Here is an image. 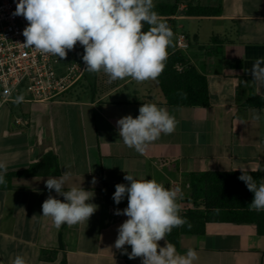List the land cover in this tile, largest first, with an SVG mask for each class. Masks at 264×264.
Returning a JSON list of instances; mask_svg holds the SVG:
<instances>
[{
	"label": "crops",
	"instance_id": "crops-1",
	"mask_svg": "<svg viewBox=\"0 0 264 264\" xmlns=\"http://www.w3.org/2000/svg\"><path fill=\"white\" fill-rule=\"evenodd\" d=\"M188 4L222 11L189 16ZM159 18L175 35H185L188 47L182 52L187 65L208 78L209 106H170L156 81L135 83L128 77L109 83L104 72L87 71L73 98L34 103L21 117H14L13 106L3 110L0 162L7 172L24 170L52 152L60 176L70 166L65 190L82 185L94 191L91 202L98 210L88 222L56 228L42 216V203L49 195L63 201L45 184L60 176L15 178L10 190L0 191V264H11L16 255L27 264H142L114 247L127 217L114 214L123 209L108 204L102 190L104 183L129 184L127 173L180 188L184 195L177 202L183 212L191 207V173L244 169L264 175V108L246 104L253 96L264 98V85L243 83L252 80L245 70L253 60L264 57V0H180L175 16ZM172 40L168 54L176 50ZM144 103L166 108L177 126L140 154L123 143L117 121L137 117ZM189 248L198 253L195 264H264V235L254 224L209 223L205 234L180 237L178 253Z\"/></svg>",
	"mask_w": 264,
	"mask_h": 264
},
{
	"label": "clouds",
	"instance_id": "clouds-1",
	"mask_svg": "<svg viewBox=\"0 0 264 264\" xmlns=\"http://www.w3.org/2000/svg\"><path fill=\"white\" fill-rule=\"evenodd\" d=\"M154 0H18L15 16H23L27 26L22 35L25 47L41 54H51L66 59L69 51L79 43L84 53L82 60L89 73L103 71L108 82L132 78L137 82L157 80L166 67L167 49L173 43L171 27L159 18ZM145 25L148 30L145 31ZM252 77L243 81L264 85V57L253 60L250 70ZM186 98V93L182 94ZM23 100L17 96L16 102ZM259 119V117H255ZM177 126L174 116L166 108L154 103H144L139 115H126L117 121L119 136L123 143L143 154L146 147L158 140L161 134H172ZM66 170L60 177L47 178L49 192L55 190L63 201L49 195L42 203L44 217H50L56 228L88 222L98 210L92 203L95 193L85 190L82 185L65 190L71 171ZM238 177L252 192L248 204L250 211H264V179L259 184L244 169ZM7 165L0 162V184L5 183ZM130 183L115 185L113 200L118 205L127 197V207L117 209L115 215L127 219L118 227L114 247L122 250L128 258H141L142 264H195L199 259L195 249L185 254L178 253L166 236L174 228L191 224L179 214L183 199L180 188L169 189L154 179H136L132 174L124 176ZM93 177L92 184H96ZM165 241L164 246L159 244ZM125 245L131 246L128 252ZM11 264H27L26 259L16 255Z\"/></svg>",
	"mask_w": 264,
	"mask_h": 264
},
{
	"label": "trees",
	"instance_id": "trees-1",
	"mask_svg": "<svg viewBox=\"0 0 264 264\" xmlns=\"http://www.w3.org/2000/svg\"><path fill=\"white\" fill-rule=\"evenodd\" d=\"M180 0L173 2L155 3V11L159 17H172L178 11ZM220 7H206L199 4H188L186 14L189 16H217L221 14ZM145 31L148 26L145 25ZM83 48V47H82ZM80 52L83 54L84 49ZM159 86L165 102L176 107H207L210 104V92L208 78L198 70L187 65V57L184 52L174 50L168 54L166 67L163 73L155 80ZM81 82V81H80ZM80 84V83H79ZM74 86L63 99L73 98L77 92ZM186 93V98L183 95ZM248 106L264 108V98L253 96L246 102ZM259 184L264 175L256 171H247ZM241 171H207L191 173L189 179V200L191 207L186 211H180L181 217H186L191 228L187 225L177 227L166 236V240L179 246L182 235L205 234L209 223L254 224L259 235H264V211H250L248 204L253 199V193L248 190L246 184L238 179ZM60 176L57 156L49 152L38 163L31 164L20 171H10L5 174V183L0 184V191H8L12 188L15 178L33 176ZM115 185L104 183L103 194L105 201L122 209L127 207V197L120 204L113 200ZM131 248V246H128Z\"/></svg>",
	"mask_w": 264,
	"mask_h": 264
},
{
	"label": "built area",
	"instance_id": "built-area-1",
	"mask_svg": "<svg viewBox=\"0 0 264 264\" xmlns=\"http://www.w3.org/2000/svg\"><path fill=\"white\" fill-rule=\"evenodd\" d=\"M17 3L18 0H0V114L15 104L61 100L87 72L79 43L66 59L22 45L28 21L12 15ZM173 36L176 50L184 51L188 47L185 35ZM17 96H23L19 103Z\"/></svg>",
	"mask_w": 264,
	"mask_h": 264
},
{
	"label": "rangeland",
	"instance_id": "rangeland-1",
	"mask_svg": "<svg viewBox=\"0 0 264 264\" xmlns=\"http://www.w3.org/2000/svg\"><path fill=\"white\" fill-rule=\"evenodd\" d=\"M157 1H166V0H154V3H156ZM81 49L82 46H81ZM103 72V71H101ZM90 74V73H89ZM97 75V74H96ZM137 81H135L136 83ZM138 83V82H137ZM86 84V83H85ZM34 105V103H21V104H15L13 106V115L14 117H21L27 114V112L29 111V109ZM14 121V120H13ZM12 121V122H13Z\"/></svg>",
	"mask_w": 264,
	"mask_h": 264
}]
</instances>
